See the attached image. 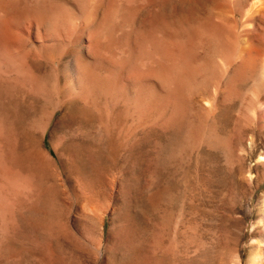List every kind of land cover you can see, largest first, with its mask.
Segmentation results:
<instances>
[{
  "label": "rangeland",
  "instance_id": "obj_1",
  "mask_svg": "<svg viewBox=\"0 0 264 264\" xmlns=\"http://www.w3.org/2000/svg\"><path fill=\"white\" fill-rule=\"evenodd\" d=\"M258 2L0 0V264H264Z\"/></svg>",
  "mask_w": 264,
  "mask_h": 264
},
{
  "label": "bare ground",
  "instance_id": "obj_2",
  "mask_svg": "<svg viewBox=\"0 0 264 264\" xmlns=\"http://www.w3.org/2000/svg\"><path fill=\"white\" fill-rule=\"evenodd\" d=\"M19 1V0H18ZM199 1V0H198ZM234 1V0H233ZM254 1H258V0H254ZM260 1V3L259 4H261V6H259L260 8V10L262 11V12H264V0H259ZM3 2V1H2ZM9 2H10V0H9ZM20 2H18V4H19ZM230 3V2H229ZM233 3V2H232ZM4 4H5V2H4ZM234 4V3H233ZM1 5V4H0ZM7 5V4H6ZM26 5V4H25ZM223 5H225V4H223ZM227 5V4H226ZM255 5V4H254ZM30 6V5H29ZM212 6H214V4L212 5ZM218 6H220L219 4H218ZM256 6V5H255ZM254 6V7H255ZM41 7V6H40ZM217 7V6H216ZM224 7V6H223ZM9 8V7H8ZM228 8V7H227ZM227 8H225L226 10L225 11H227L228 9ZM258 8V7H257ZM1 9V8H0ZM31 9V8H30ZM42 9V8H41ZM214 9V8H213ZM218 9V8H217ZM222 9V8H221ZM224 9V8H223ZM222 9V10H223ZM256 9V8H255ZM221 10V12L223 13V11ZM31 11H32V9H31ZM30 11V12H31ZM215 11H217V10H215ZM218 11H220V10H218ZM217 11V12H218ZM23 12V11H22ZM22 12H20V14L22 13ZM253 12H254V10H253ZM256 12H257V10H256ZM2 13V12H1ZM34 13V12H33ZM46 13V12H45ZM221 13V14H222ZM224 13H226V12H224ZM11 14V13H10ZM23 14V13H22ZM29 14V13H28ZM42 14V13H41ZM218 14V13H217ZM220 14V15H221ZM250 14V13H249ZM252 14V16H251V18H253V14L254 13H251ZM250 14V15H251ZM261 14V13H260ZM259 14V15H260ZM12 15V14H11ZM44 15V14H43ZM224 15V14H223ZM227 15V14H226ZM254 15H258V14H254ZM258 15V16H259ZM1 16V15H0ZM7 16V15H6ZM21 16V15H20ZM257 16V17H258ZM261 16V15H260ZM224 17L225 16H223V19H224ZM255 17V16H254ZM24 18V17H23ZM250 18V17H249ZM262 18H263V16H262ZM228 19V18H227ZM222 20V19H221ZM221 20L219 21V22H221ZM248 20H251V19H248ZM253 20H254V18H253ZM227 21H229V20H227ZM225 22V21H224ZM223 22V23H224ZM173 23V22H172ZM243 23H245V22H243ZM242 23V24H243ZM170 24V23H169ZM213 24V23H212ZM215 24H217V22L215 23ZM221 24V23H220ZM234 23H232V27H236L235 25H233ZM247 24V23H246ZM176 25V24H175ZM208 25V24H207ZM218 25V24H217ZM228 25V24H227ZM230 25V24H229ZM249 25V24H248ZM251 25V24H250ZM254 25V24H253ZM167 26V25H166ZM211 26V25H210ZM238 26V25H237ZM246 26V25H245ZM171 27V26H170ZM218 27H219V25H218ZM224 27V26H223ZM226 27V26H225ZM224 27V28H225ZM252 27V26H251ZM262 26H260L259 28H261ZM229 28H230V26H229ZM236 28H238V27H236ZM234 29V30H236L235 31V34L237 33V31H238V29ZM172 29V28H171ZM215 29V28H214ZM226 29V28H225ZM243 30L242 31H240L239 32V40H237L238 42H240V45H241V48L239 49L240 50V52H239V50H237L238 52H239V58H240V60H241V65H242V67L245 69V70H248V71H250V72H252L253 74H254V77H261L262 78V80H261V82H263L264 83V61H261V68H259L258 67V56H259V54L261 53V52H264V40H263V38H262V35L259 33V32H257L258 30L256 29V28H252V29H249V27H248V29H245V28H242ZM216 30V29H215ZM218 30V29H217ZM220 30V29H219ZM227 30H228V27H227ZM261 31V30H260ZM156 32V31H155ZM213 32V31H212ZM231 32V31H230ZM234 32V31H233ZM227 33V32H226ZM219 34V33H218ZM221 34V33H220ZM220 34H219V36H220ZM234 34V35H235ZM264 34V33H263ZM159 35V34H158ZM212 35V34H211ZM213 35H215V34H213ZM229 35V34H228ZM227 35V36H228ZM233 35V36H234ZM230 36V35H229ZM218 37V36H217ZM264 37V36H263ZM220 38H222V37H220ZM220 38H218L219 40H220ZM225 38V40H226V38L227 37H224ZM229 38V40H232V39H230L231 37H228ZM228 38H227V40H228ZM236 38H237V35H236ZM217 39V40H218ZM221 41V40H220ZM223 41V40H222ZM221 41V42H222ZM233 41H234V38H233ZM236 41V40H235ZM234 41V42H235ZM227 42V41H226ZM223 43V42H222ZM231 43V42H230ZM227 44H229V43H225V45H227ZM235 44H237V43H235ZM221 45V44H220ZM233 45V44H232ZM238 45V44H237ZM229 46V45H228ZM223 47H225V46H223ZM222 47V48H223ZM234 48V47H233ZM232 48V49H233ZM238 48V47H237ZM227 49H228V47H227ZM231 48L229 47V51L231 52L232 51V49L230 50ZM235 49V48H234ZM233 49V50H234ZM225 51H227V50H223V52H224V54H225ZM228 52V51H227ZM230 53H228L227 55H229ZM262 55H263V53H262ZM231 56H232V52H231ZM236 57H237V55H236ZM229 60H231V57L229 56ZM233 58V57H232ZM235 58V57H234ZM226 59H228V57L226 58ZM259 59H261V57L259 58ZM264 60V59H263ZM233 61V60H232ZM238 62V61H237ZM237 62H235L236 64H237ZM231 63V62H230ZM234 63V64H235ZM229 64V63H228ZM232 65V64H231ZM165 66V65H164ZM235 66V65H234ZM178 67V66H177ZM242 68V69H243ZM258 68L260 69V70H258ZM16 69V68H15ZM14 69V70H15ZM1 70V69H0ZM9 70V69H8ZM8 70H7V72H8ZM11 70V69H10ZM9 70V73L11 72ZM13 70V69H12ZM17 70V69H16ZM3 71V70H2ZM1 71V72H2ZM18 71V70H17ZM242 71V70H241ZM13 72V71H12ZM15 72V71H14ZM243 72V71H242ZM246 72V71H245ZM165 73V72H164ZM187 73V72H186ZM260 75V76H259ZM253 77V76H252ZM242 79H244L243 77H242ZM222 80V79H221ZM250 80V79H249ZM165 81H166V77H165ZM256 82V81H255ZM254 84H257V83H254ZM258 85H259V83H258ZM260 85H263V84H261L260 83ZM177 86V85H176ZM180 87H183V85L182 86H180ZM258 87V86H257ZM4 88V87H3ZM172 88V87H171ZM177 89V88H176ZM180 89V88H179ZM179 89H177V90H179ZM181 89H183V88H181ZM184 92V91H183ZM52 93V92H51ZM216 94V93H215ZM176 95V94H175ZM180 95V93L178 94V96ZM184 95V94H183ZM259 96V95H258ZM256 97V100H261V97L259 98V97ZM185 97V96H184ZM175 98H177V97H175ZM258 98V99H257ZM263 98V97H262ZM180 99H181V97H180ZM178 100V99H177ZM183 100V99H182ZM185 101V100H184ZM206 101V100H205ZM259 101H257L256 103H258ZM174 102V101H173ZM182 104V103H181ZM206 104H209V103H206ZM211 104V103H210ZM208 105V108L207 107H205L206 109H212L213 107H212V104L211 105ZM175 105V104H174ZM181 106V105H180ZM188 106V105H187ZM210 106V107H209ZM177 107V106H176ZM189 107V106H188ZM204 107V106H203ZM179 108H182V107H179ZM177 109V108H176ZM203 109V108H202ZM180 112V111H179ZM180 113H182V112H180ZM178 115V114H177ZM176 116V115H175ZM179 116H180V114H179ZM184 116H185V113H184ZM178 117V116H177ZM181 117H182V115H181ZM256 117V116H255ZM257 118V117H256ZM183 120V119H182ZM185 120V119H184ZM256 121H258L257 119H256ZM175 125V124H174ZM203 135V134H202ZM264 153V152H263ZM262 155V154H261ZM263 157V156H262ZM39 167V166H38Z\"/></svg>",
  "mask_w": 264,
  "mask_h": 264
}]
</instances>
